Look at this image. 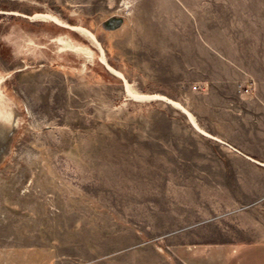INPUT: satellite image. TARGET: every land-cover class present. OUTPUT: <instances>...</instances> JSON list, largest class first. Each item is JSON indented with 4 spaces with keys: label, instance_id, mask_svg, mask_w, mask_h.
<instances>
[{
    "label": "rangeland",
    "instance_id": "obj_1",
    "mask_svg": "<svg viewBox=\"0 0 264 264\" xmlns=\"http://www.w3.org/2000/svg\"><path fill=\"white\" fill-rule=\"evenodd\" d=\"M16 3L99 42L37 17L53 59L0 67L19 113L0 264H226L264 242V166L233 149L264 161V0Z\"/></svg>",
    "mask_w": 264,
    "mask_h": 264
},
{
    "label": "flooded vegetation",
    "instance_id": "obj_2",
    "mask_svg": "<svg viewBox=\"0 0 264 264\" xmlns=\"http://www.w3.org/2000/svg\"><path fill=\"white\" fill-rule=\"evenodd\" d=\"M16 1L18 0L7 1L5 6L3 5L5 10H0V67L6 66L7 62L13 59V54L22 63L24 61L34 63L39 57L49 62L54 55V51L50 48L53 46L52 29L44 27L38 30L34 22L35 9L28 6L19 7ZM0 3H2L1 0ZM36 41L46 43L41 45L45 49H38L39 45ZM28 66L26 65L25 68ZM20 70L17 69V71ZM18 116V111L12 110L9 114L5 110H0V119L7 117L16 119Z\"/></svg>",
    "mask_w": 264,
    "mask_h": 264
},
{
    "label": "crops",
    "instance_id": "obj_3",
    "mask_svg": "<svg viewBox=\"0 0 264 264\" xmlns=\"http://www.w3.org/2000/svg\"><path fill=\"white\" fill-rule=\"evenodd\" d=\"M248 159L255 161L260 165H264V161L258 159L256 156L245 153L243 150L233 147ZM226 264H264V242L255 241L250 244L240 247L237 252L232 255Z\"/></svg>",
    "mask_w": 264,
    "mask_h": 264
},
{
    "label": "water",
    "instance_id": "obj_4",
    "mask_svg": "<svg viewBox=\"0 0 264 264\" xmlns=\"http://www.w3.org/2000/svg\"><path fill=\"white\" fill-rule=\"evenodd\" d=\"M116 21L118 22L117 19L111 18L109 25L115 26ZM17 127L18 126L16 125L15 117H11V119H0V164L3 163L11 151V147L14 142L13 139L17 132Z\"/></svg>",
    "mask_w": 264,
    "mask_h": 264
},
{
    "label": "bare ground",
    "instance_id": "obj_5",
    "mask_svg": "<svg viewBox=\"0 0 264 264\" xmlns=\"http://www.w3.org/2000/svg\"><path fill=\"white\" fill-rule=\"evenodd\" d=\"M37 17H40V18H44V17H46V18H48L49 20H54V21H56L57 23H59V24H61V25H63V26H65V27H70V28H72V29H74V30H76V31H79V32H83L84 34H86V35H88L92 40H94V41H98V38H97V36L96 35H94V33L92 32V31H90L88 28H86V27H84V26H80V25H71V24H69V23H65V22H63V21H61V20H59L57 17H55V16H50V15H48V14H44V13H37V14H35V16H34V19H37ZM99 42V41H98ZM64 45H65V47H67V49L69 48V49H71V50H77V51H79L78 49H80V48H78V47H76L74 44H72V43H70V42H64L63 43ZM99 45H100V43H99ZM101 46V45H100ZM100 49H102L101 47H100ZM103 57V56H102ZM106 64H107V66H108V68L110 69V71H112V72H115L117 75H119V76H121L122 78H124L125 79V81H126V83H127V80H126V78L123 76V74H122V72H120L119 70H117L116 68H114V67H112L110 64H108L107 62H105ZM6 119H10V117H7Z\"/></svg>",
    "mask_w": 264,
    "mask_h": 264
}]
</instances>
